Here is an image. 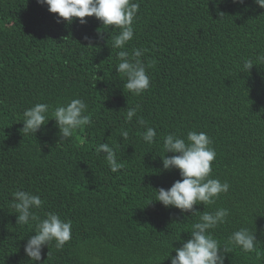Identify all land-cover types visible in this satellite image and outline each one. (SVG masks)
<instances>
[{
  "label": "trees",
  "instance_id": "1",
  "mask_svg": "<svg viewBox=\"0 0 264 264\" xmlns=\"http://www.w3.org/2000/svg\"><path fill=\"white\" fill-rule=\"evenodd\" d=\"M131 2L140 5L134 37L115 49L120 29L95 16L58 23L38 0H0V264H171L199 216L218 208L229 210L210 230L221 246L242 227L257 237L252 252L229 244L225 264H264V8L254 0ZM134 49L144 50L150 77L139 95L115 69L117 53ZM247 59L255 64L246 72ZM77 98L90 123L60 141L52 111ZM36 103L49 105V121L23 135V112ZM146 127L156 130L152 144L142 139ZM193 130L215 149L209 178L230 188L191 216L154 200L181 179L179 169H163L161 156L174 155L163 138ZM102 143L115 149L118 172L97 153ZM17 190L41 197L33 209L41 218L54 212L71 221V239L62 249L45 245L40 261L24 250L35 222L17 224Z\"/></svg>",
  "mask_w": 264,
  "mask_h": 264
},
{
  "label": "clouds",
  "instance_id": "2",
  "mask_svg": "<svg viewBox=\"0 0 264 264\" xmlns=\"http://www.w3.org/2000/svg\"><path fill=\"white\" fill-rule=\"evenodd\" d=\"M41 4H47L48 10L58 13L57 22L61 18L71 24L79 18L81 24L87 23L86 17L95 16L105 28L115 26L120 31L112 37L111 48L124 49L127 42L134 37L133 21L139 11V3L131 0H38ZM234 3H244V0H233ZM261 8H264V0H254ZM221 17L224 12L217 8ZM142 49H134L131 56L128 51L120 50L117 53V72L126 77L124 88L129 92L139 95L150 87V77L140 57ZM264 62V55L259 57ZM252 59L243 62V70L249 71L253 65ZM139 106L130 107L126 113V120L131 122L137 116ZM49 105L36 103L23 112V135L35 134L46 125ZM87 112V104L82 99H72L66 105H58L52 111L56 126L59 129L60 141L68 139L73 132L90 123ZM47 120V123L45 121ZM138 124L144 126L146 122L139 118ZM157 133L153 127H146L142 133V139L152 144ZM121 136L127 139L129 132L121 131ZM163 148L166 153L162 164L164 170L179 169L181 179L176 180L170 188L157 189L154 201L161 202L165 207H175L184 213L191 212L196 215L199 210L195 205L204 204L205 207L214 204L221 193H227L230 185L216 178H209L212 173V162L216 152L212 147V141L205 132L189 131L186 139L175 133H169L163 138ZM97 153H104V158L113 173L118 172L123 164L117 161L116 151L108 143L100 144ZM39 195L29 191L17 190L13 193L12 207L16 210L17 224H29L35 222V234L31 235L25 245V253L32 261H40L42 249L45 245L55 241V247L62 249L71 239V221L62 220L59 214L46 213L45 218L38 216L33 209L42 206ZM229 210L218 208L214 211H204L199 216V221L192 225L190 238L183 240L182 246L175 248L176 255L171 256V264H225V253L231 252V247L241 248L245 252L255 251L257 237L248 228H240L234 231L228 238L229 243L220 245L210 230L217 228L226 222ZM171 255V254H170ZM169 255V256H170Z\"/></svg>",
  "mask_w": 264,
  "mask_h": 264
}]
</instances>
